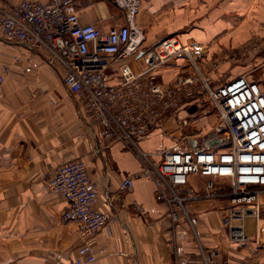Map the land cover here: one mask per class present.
<instances>
[{"label": "crops", "instance_id": "crops-1", "mask_svg": "<svg viewBox=\"0 0 264 264\" xmlns=\"http://www.w3.org/2000/svg\"><path fill=\"white\" fill-rule=\"evenodd\" d=\"M163 1L152 0L138 11L135 22L146 34L147 46L176 34L184 45L207 49L206 53L202 51L204 56L220 58L222 63L230 62L232 57L239 59L243 49L254 45L260 47V52L243 59L253 61L264 56V0H176V15L173 6L167 7ZM113 3L79 0L81 22L109 31L117 22ZM155 15L162 16L167 29L159 27L161 19L154 28L149 26ZM131 64L136 71L142 69L140 60ZM5 65L10 67L8 73L3 71ZM186 66L185 59L164 66L159 81L171 85ZM2 76L0 264H72L78 259L86 237L78 222L63 221L69 202L49 187L62 164L77 160L87 163L91 180L100 190L96 208L108 218L107 226L96 238L97 260L92 264H176L185 257L201 258L202 241L199 238L196 245L186 224L174 230L168 205L160 198L154 179L145 175L138 153L121 142L101 149L100 125L65 87L59 71L41 53L6 41L0 31ZM120 82L118 72L111 71L109 84ZM187 107L217 105L201 93ZM184 138V127L177 116H172L154 127L139 144L141 150L154 155L158 164L162 160L159 154ZM129 177L135 179L134 187L124 189L122 184ZM193 182L202 184L199 180ZM189 206L191 214L195 212L200 219L196 222L201 234L211 227L218 228L220 222L215 221L223 211L220 202ZM260 225L264 227V221ZM253 240L255 237L250 238ZM234 251H229L230 264H241L242 253Z\"/></svg>", "mask_w": 264, "mask_h": 264}, {"label": "built area", "instance_id": "built-area-1", "mask_svg": "<svg viewBox=\"0 0 264 264\" xmlns=\"http://www.w3.org/2000/svg\"><path fill=\"white\" fill-rule=\"evenodd\" d=\"M78 1L21 0L14 4L0 0L3 38L41 53L59 71L65 87L100 125L101 149L121 142L141 153L144 173L156 182L160 198L168 205L174 230L189 223L194 229L189 203L220 202L223 225L229 228L231 241L247 245L250 238L245 235L246 216L261 217L264 213V78L240 75L218 88H212L204 79L205 94L219 110V124L201 144L189 136L187 148L163 150L159 154L161 162L155 164L150 158L154 155L141 150L140 140L172 116L187 125L192 117L187 104L202 93L201 88H196L201 77L193 75V68L171 85L159 81V71L179 58L196 62L194 48L177 37L147 46L146 36L132 20L109 31L83 24ZM118 1L128 7L130 17L136 13L137 0H130L131 5ZM250 49L251 54L260 52L257 45ZM133 60L142 61L140 71L132 66ZM9 70V66L3 67L4 73ZM115 70L121 82L110 85V73ZM195 70L201 74L200 67ZM4 82L2 76L0 94ZM134 183L135 179L129 177L122 186L132 189ZM49 187L69 202L63 221L78 222L86 237L72 264L94 263L96 238L107 226L108 218L96 208L100 190L91 180L87 163L77 160L62 164ZM258 235L263 243L264 233L258 229ZM201 250L199 260L185 257L176 264H214L217 252L207 256Z\"/></svg>", "mask_w": 264, "mask_h": 264}, {"label": "rangeland", "instance_id": "rangeland-1", "mask_svg": "<svg viewBox=\"0 0 264 264\" xmlns=\"http://www.w3.org/2000/svg\"><path fill=\"white\" fill-rule=\"evenodd\" d=\"M113 8L115 11V17L117 18V22L116 25L119 24H126L128 22H130V20H132V22L136 25V20H137V14L138 11L144 8L147 4H149L150 2H152V0H137L136 1V6H137V11L134 15H132V17H130V13H129V9L128 7L123 6L120 1L118 0H113ZM161 2V1H159ZM153 3H156V1H153ZM164 5H168L169 6H173L172 8V13H174V15H176L177 11V7H176V0H165L163 1ZM166 7V8H167ZM159 14V13H158ZM190 19H193L192 16H189ZM160 19L162 20V23L159 25V27L162 28H166V22L163 20L161 15H155L154 20H153V25L152 23L149 24L150 27L154 28V25L160 22ZM169 19V18H168ZM174 19L176 20V16H174ZM124 22V23H123ZM136 27L138 28V26L136 25ZM140 29V28H138ZM141 30V29H140ZM144 33V32H143ZM144 35L146 36V34L144 33ZM176 35V34H175ZM175 35H173L172 37H176ZM167 38H171V37H166ZM178 38V37H177ZM162 39L161 41L165 40ZM158 41L157 43L161 42ZM205 51V53L207 52V49H196L194 48L193 51V55L196 59V62H194L192 59L190 60L189 58H179L174 60L172 63H176V61L178 62V60L180 59H185L186 60V68L183 72V70H181V74L183 75L185 73H187L186 71L189 70V68H193L194 72L191 70V72L193 73V75H200V81L198 82L196 88H201V92L205 93L206 91H204L205 88V82L204 79H207L208 83L210 84V86L212 88H218L221 85L231 81L232 79H234L237 76L240 75H248L251 78L255 79V80H259L264 78V56H261L259 60H253L250 61L247 59H245L246 56H251L254 55L255 53L251 54V49H243V51L241 52L243 55L240 56L239 59H237V57H232L231 61H227L228 63H222V61L220 60V58H215V59H209V57L204 56L203 52ZM248 53V54H247ZM244 57V59H243ZM241 59V60H240ZM192 61V62H191ZM171 64V63H170ZM168 64V65H170ZM182 66L185 65V62L183 60V62L181 63ZM200 67L201 70V74L197 73V71L195 70L196 66ZM160 72V71H159ZM183 72V73H182ZM190 72V73H191ZM178 75L176 80L178 79V77L180 76ZM176 80L172 83L175 84ZM203 89V90H202ZM199 95H197L198 97ZM197 97L194 99V101H196ZM220 122V115H219V110L217 109V107H198V110L196 113L192 114V117H189V121L187 125H182V127H184V132H185V138L182 140V142H177L178 144H176L175 146H177L178 149H182V148H187L188 146H190L189 141L187 140V137L190 136V138L194 137L195 142L197 144H201L203 142V140L205 139V137L207 136V134L209 132H211ZM140 146V144H139ZM179 146H181L179 148ZM143 151V150H142ZM136 152L138 153V156L142 162V164L144 165V160L141 156V153L139 151L136 150ZM144 152V151H143ZM146 153V152H144ZM149 154V153H147ZM151 160H153V162L155 164L156 161H154V156L150 157ZM158 190V188H157ZM207 202H215V201H207ZM218 203V202H216ZM261 203L263 204L264 207V195L261 197ZM191 204H197V203H189L187 205V208L189 209V205ZM221 209H216V211H219ZM222 212V213H221ZM219 212L218 218L220 220H218V218L216 219V224H218V228H216L214 226V228L211 227V229H208L209 232L207 231L206 234H201V232H199V223H197L198 221H200L199 218H197V214L195 212H190V215L192 217L193 223H194V229L192 228V225L189 223L188 227L191 231V239L193 241L197 243L199 242V238L203 243V248L206 251L207 256H211L214 252H217L216 255H214V264H217L219 262V264H227L230 258V254L229 251L235 248V253L237 254H241L240 256L242 257V263L241 264H246L247 262H251L254 264H264V242L260 243L258 240V229L261 230V232L264 233V227H262L260 224L262 221H264V213L261 217H256L253 215H248L246 216L245 220H244V228H245V235L248 238L251 239H255L253 240L254 242L250 241L247 245L242 244V243H232L231 239H230V231L229 228L224 227L223 225V211ZM197 221V222H196ZM197 233V235H196ZM199 236V237H198ZM203 237V238H202ZM202 238V239H201ZM259 243V244H258ZM260 245L259 247L257 245ZM198 246V245H197ZM200 247V245H199ZM198 247V248H199ZM262 247V248H260ZM197 248V247H196ZM245 253H244V252ZM237 254V255H238ZM230 264V261H229Z\"/></svg>", "mask_w": 264, "mask_h": 264}, {"label": "water", "instance_id": "water-1", "mask_svg": "<svg viewBox=\"0 0 264 264\" xmlns=\"http://www.w3.org/2000/svg\"><path fill=\"white\" fill-rule=\"evenodd\" d=\"M197 110H198V107H191V108H190V113L194 114V113L197 112ZM214 144H215V143H213V145H214Z\"/></svg>", "mask_w": 264, "mask_h": 264}, {"label": "bare ground", "instance_id": "bare-ground-1", "mask_svg": "<svg viewBox=\"0 0 264 264\" xmlns=\"http://www.w3.org/2000/svg\"><path fill=\"white\" fill-rule=\"evenodd\" d=\"M122 2L124 3V5H125V4H126V5H131V4H130V0H123ZM135 5H136V4H135Z\"/></svg>", "mask_w": 264, "mask_h": 264}]
</instances>
